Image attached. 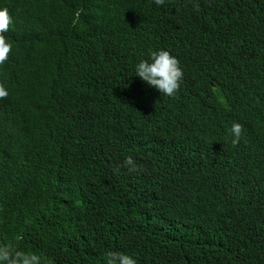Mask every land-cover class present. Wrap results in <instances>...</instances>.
Returning a JSON list of instances; mask_svg holds the SVG:
<instances>
[{
    "label": "trees",
    "instance_id": "16d2710c",
    "mask_svg": "<svg viewBox=\"0 0 264 264\" xmlns=\"http://www.w3.org/2000/svg\"><path fill=\"white\" fill-rule=\"evenodd\" d=\"M114 1L104 11L89 0H0L12 18L4 33L12 50L0 65L8 92L0 98V243L41 255V264H104L109 251L136 264H198L195 243L200 264H264V179L248 173L258 162L209 118L199 148L209 177L227 187H200L181 169L160 180L158 170H145V156L168 140L151 129L159 96L134 73L151 50H167L183 83L211 94L213 105L225 102L232 122L245 125L252 116L237 108L234 90L240 77L259 75L244 91L264 99V0ZM252 37L257 49L239 54ZM96 78L115 85L87 93ZM237 176L251 200L246 210L224 200ZM66 183L70 195L91 185L102 206L95 223L57 233L50 206L63 199L50 191Z\"/></svg>",
    "mask_w": 264,
    "mask_h": 264
},
{
    "label": "clouds",
    "instance_id": "9594fccd",
    "mask_svg": "<svg viewBox=\"0 0 264 264\" xmlns=\"http://www.w3.org/2000/svg\"><path fill=\"white\" fill-rule=\"evenodd\" d=\"M89 1L100 6L103 5L104 11L111 10L117 4L114 0ZM152 2L156 6L164 4V0H152ZM175 8L179 13V2L175 4ZM128 12L131 16V9ZM189 19L191 20V17ZM11 23L12 18L8 9L0 7V65L8 60L12 50L11 42L4 35L8 32ZM257 40L259 39L252 37L246 44H240L239 54L256 50ZM134 73L142 82L154 88L155 90L151 88L149 90L159 96L160 100L153 112L151 129L157 140H160L157 136L158 132H164L168 140L165 145L154 147L145 156L143 165L145 170L150 168L158 170L160 180L162 173H173L181 169L184 174L196 178L200 187L216 189L226 186L225 181L220 182L218 179L214 180L209 177L210 163L199 148L206 121L211 118L228 126L226 135L231 138L233 144L241 140L245 147V153L250 155L252 163L258 162L256 169L248 171L249 175L257 179H264V130L260 128V124L264 123V99L244 91L248 82L251 80L262 81V76H242L236 83L234 103L239 110L252 116L245 125H242L239 122H232V115L225 102L213 105L211 94L196 95L197 89L192 91L187 80L183 83L184 72L180 62L167 50H159V48L155 51L151 50L135 64ZM103 84L115 85L96 78L94 85L85 91L94 94ZM212 89H214L213 85ZM184 90L186 91L184 92ZM7 95V90L0 86V98ZM170 101H174V104L169 105ZM0 117L5 118L6 113H1ZM20 124L22 123H17L14 120L15 126ZM220 151L239 162L236 151L225 148V145H221ZM11 162L10 156L7 155L4 159L6 167ZM125 163L130 166L131 170H135L136 166L131 157H126ZM16 178L22 183L37 187L33 179H23L19 176ZM228 188L230 191L225 195L224 200L232 208L237 211L250 208L251 200L245 192L243 176L235 177ZM50 194L59 195L63 199V202L57 207L49 205L55 212V232L59 233L67 227L79 228L97 221L96 214L102 206L99 201L102 194L92 190L91 185L87 188L83 185L81 191L70 195L67 183L61 184L52 188ZM129 196L131 194L119 196V208L130 203ZM73 211L75 214L72 213ZM195 252L197 262L200 264V252L196 243ZM41 260V255L35 252L22 251L8 243H0V264H41ZM104 264H136V260L128 254L109 251L104 256Z\"/></svg>",
    "mask_w": 264,
    "mask_h": 264
}]
</instances>
